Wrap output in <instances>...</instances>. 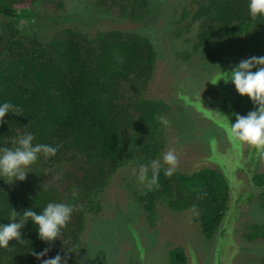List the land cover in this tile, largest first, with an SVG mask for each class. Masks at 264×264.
Returning a JSON list of instances; mask_svg holds the SVG:
<instances>
[{"label":"trees","instance_id":"16d2710c","mask_svg":"<svg viewBox=\"0 0 264 264\" xmlns=\"http://www.w3.org/2000/svg\"><path fill=\"white\" fill-rule=\"evenodd\" d=\"M86 1L97 14L107 15L114 24L102 29L90 24L87 30L67 25L64 15L83 11L70 8L62 12L65 0H0V102L11 101L21 110L19 115H6L4 123L0 124V147H11L16 136L27 132L34 135L33 143L59 145L55 156L41 155L26 169L30 171L26 181L10 184L8 178L0 179V223L11 221L12 209L18 213L29 208L39 212L50 202L74 206L70 221L62 229L61 240L46 244L37 238L35 226L29 222L21 232L22 239L32 244L29 242L24 247L15 240L10 241V246L15 248H0V264H41L28 253L31 246L37 252L51 247L49 257L57 253L63 255L70 249L74 252L70 253L69 264L79 258L89 264L83 234L88 218L98 216L103 210L102 193L121 168L128 166L126 170H133L154 159L161 162L158 186L151 191L145 185L134 190L127 187L141 206V223L147 219L155 226L159 219L167 220L164 213L192 211V219L203 238L211 242L217 237L209 264H218L222 255L234 254L230 247L237 238L219 236L217 232L228 210L230 191L237 192L232 199H238L243 189L237 183H230V188L226 170L212 167L194 172L176 167L171 177L164 175L168 165L163 163V154L181 145L177 143L183 127L177 128L174 119L179 116L182 121H194L193 114L185 117L186 107H182L183 96L188 95L178 91L173 98L174 107L164 97L154 96L155 83L149 90L158 66V79L160 75L167 78V74L162 72L166 70L162 62L158 65L161 55L159 46L154 43L156 39L153 42L143 34L145 28L139 29L163 15L165 7L152 0ZM247 5L248 0H181L176 9L184 7L175 25L169 22L171 30L166 27L168 30H161L159 35L175 38L190 35L187 38L195 42L193 50L179 51L177 55L184 63L197 58L191 66L193 70L201 66L207 76L211 69L227 71L238 64L236 54L247 52L244 43L238 44L232 39L264 27V17L251 19ZM154 12L158 15L154 16ZM120 20L128 23L118 26ZM194 28L197 34L191 35ZM255 36L264 38V31ZM223 45L232 46L233 52L222 50L226 55L223 57L217 51H209L212 46L221 48ZM231 58L232 62H224ZM220 74L210 79V88ZM186 90L190 95L196 92L190 87ZM165 91L160 85V94ZM230 91L233 95L237 93L231 83L218 89L226 104L230 102ZM190 102V106L198 110L200 101ZM253 108V103L248 102L244 115ZM160 116L167 118V126L161 124ZM189 124L188 133L193 135L190 138L197 141L210 131L194 130V123ZM220 126L214 131L210 148L195 147L199 154L195 155L190 149L192 156L189 152L188 156L199 159L200 163L204 158L210 166L220 168L211 164L213 157L222 159L223 156L217 155L220 147L215 144L223 147L219 141L226 133L227 138H231L224 125ZM224 161L230 165L229 161ZM248 162L253 163L252 170L259 167L254 158H249ZM148 176L151 177L150 167ZM252 184L260 190L252 195L244 194L238 204L243 199L249 205L257 204L261 218L242 222L238 237L256 246L264 242V171L257 170L248 177V185ZM244 185L247 186L245 179ZM130 241L137 242L138 248L141 246L134 237ZM238 244L243 249L246 246ZM127 257L128 264H133L131 261L139 259L141 254L132 253ZM104 262L111 264L109 258L104 257ZM167 264H189L185 250L177 243L170 244ZM256 264H264V256Z\"/></svg>","mask_w":264,"mask_h":264},{"label":"rangeland","instance_id":"374dc122","mask_svg":"<svg viewBox=\"0 0 264 264\" xmlns=\"http://www.w3.org/2000/svg\"><path fill=\"white\" fill-rule=\"evenodd\" d=\"M180 1L181 0H155L154 2H160L165 7L164 14L160 15L159 18L155 17L151 19L148 25H143L139 29L140 31L142 28H145L143 29V34L149 37L153 42L154 39H156L154 43L159 46V56L161 55V60H158V65L162 62V67L166 69L162 72L167 74V78H163V76L160 75L158 79V66L155 79L151 82L149 90L155 83L154 96L164 97L167 102L174 107L176 103L173 98L178 91L189 96V98H187L188 96H183L182 107H186L185 117L187 114L190 116L193 114L194 121H182L179 116L174 119L177 128H179L180 125L183 127L182 134L177 143L181 145L178 149L174 150L178 160L177 168H185L193 172L206 167L216 168L223 172L226 170L225 173L228 179L226 176L225 177L230 188V183H237L239 184V188L243 189L241 191V196H244V194L252 195L259 191L260 188H257L254 184L248 185V177H251L252 173H255L257 170L264 171V157L260 160L261 156H258L259 154L255 146L247 143L238 145L232 138L229 140L226 133L224 135L225 138L221 137L219 141L223 147L219 144H215V146L220 147V153L217 155L219 157L223 155V160L213 157L211 161V164L218 165L220 168L210 166L207 164L209 161H206L204 158V162L200 163L199 159H192L188 156L190 149L193 150L195 155L199 154V150H194L195 147L199 149L210 148L215 134L214 131L220 128V125H224L219 113L228 116L234 123L235 116L233 114L237 113L244 115L245 105L247 106L248 102L252 103V101L246 96H240L238 93L233 95L234 92L230 91L231 103L228 102V104H226L223 100V94L221 92L218 93V89L222 88L225 83L223 82L220 85L215 84L218 78L215 83H212L213 86H211V88L209 86V83H211L210 79L215 78L214 76L221 73V71L211 69L207 76L203 74L201 66H198L194 70L191 67L193 63L197 61V58H192L190 61L184 63L181 58L178 57L177 52L179 51L193 50L192 46L195 42L187 38L190 37V35H183L179 38L159 35L161 30H171L169 22L175 25L181 10L186 5L185 4L181 9L177 10L176 7ZM79 2L74 0L69 2L65 0L64 6L61 8L62 12H66L70 8L83 11L81 14L72 12L68 15H64L67 25H76L80 29L87 30L90 24L96 29H102L114 24V21L112 22L107 15H99L91 9L86 0H79ZM58 14L62 15L60 12ZM153 15L156 16L158 14L154 12ZM82 19L86 21H82ZM75 22L77 24H75ZM126 23L128 22L120 20L118 26H123ZM166 27H168V29H166ZM262 31H264V27L258 31H251L239 39H232L233 42H238V44L244 43V46L247 48L246 53H240L238 56L236 54L235 59L238 63L242 59L248 58L247 54L258 57L264 56V38L255 36L259 35ZM194 32L197 34L195 28L191 32V35ZM249 37H253V39ZM186 38L188 41L185 40ZM219 47L212 46L209 51H217L223 57L226 55L224 51L222 53V50H229V54L233 52L232 46L229 48H227L228 46L226 45L221 46V48ZM240 49L242 50L241 47ZM206 61L208 62L207 59ZM224 62H232V58ZM191 80H193V83ZM160 81L162 82L159 84ZM160 85L164 86L166 90L162 94L159 92ZM189 87L192 90H196L195 93L191 94L194 95L193 97H191L190 92L186 90V88ZM194 97L195 99H193ZM224 97L228 101L229 98L227 96ZM197 100L200 101L198 110L190 106V101L196 103ZM191 109L194 111L191 112ZM200 109H204V111L201 112ZM190 122L194 123V130L196 128L202 129V131L210 130L209 133H203V136H201L198 141L196 138H190V136H193L188 133ZM225 142L227 143L225 144ZM209 153H211V150ZM249 158H254L259 167H255V169L252 170L251 167L254 165L252 162H248ZM224 160L229 161L230 165L228 166L226 164L227 162ZM127 167L128 166H125L118 171L117 177L111 180L108 188L102 193V212L96 217L90 216L86 222L82 243L86 253L88 252L86 257L89 264H106L104 262V257L109 258L111 264H128L129 258L127 256L132 253L141 254L139 259L131 261L133 264H167V254L171 242L172 244L177 243L178 246H181L185 250L189 264H209L210 255L216 250L213 242L216 243L217 237L215 236L211 242L203 238L198 224L192 219L194 218L192 211L187 210L186 212L164 213L167 220L159 219L155 226H151L147 219H145V222L143 221V223H141V217L139 216L141 214V206L135 201L129 190H127V187H132L130 190L144 188V184L140 183L137 179L140 173V167L136 166L133 170H126ZM233 175H237V177L235 178ZM244 179L247 186L244 185ZM241 180L243 183L240 182ZM230 193L228 210L217 234L219 236L227 235V238L231 237L235 240L237 238L238 243L246 246L244 250L236 242L230 247V249L234 250V254L222 255L218 260V264H256L259 258L264 256V242L259 243L262 245L250 246L244 241H241L238 234L242 229V222H247L248 219L251 221L254 220V218H261L257 210L258 205H249L246 199H243L238 204V199H241V196L238 199H232V196L237 195V192L232 194V191H230ZM122 228L124 229L122 230ZM133 237L141 244L139 248L137 247V242L130 241ZM139 256L140 255H138L137 258ZM81 259L82 258L77 259L73 264H86ZM78 261L80 263H78Z\"/></svg>","mask_w":264,"mask_h":264},{"label":"clouds","instance_id":"9594fccd","mask_svg":"<svg viewBox=\"0 0 264 264\" xmlns=\"http://www.w3.org/2000/svg\"><path fill=\"white\" fill-rule=\"evenodd\" d=\"M247 7L251 19L256 20L258 17H264V0H248ZM220 70L221 74L217 83L223 80L225 84H233L237 93L240 96L248 97L254 105L253 110L249 111L247 115L234 113V123L228 116L217 112L224 122V127L235 143H247L255 146L258 154L264 157V56H251L241 60L227 71L221 68ZM20 111L19 106L11 101L0 102V124L4 123L6 115L10 113L19 115ZM159 119L161 124L165 126L169 124L165 116H160ZM34 140L35 137L32 133H22L12 140L11 147H0V179L4 180L6 177L10 184H14L16 181L24 182L30 172L26 169L35 163L41 155L45 158L56 155L59 145L54 147L43 143H33ZM162 159L163 163L168 165L164 170V175L171 177L178 164L177 156L174 151L169 150L163 154ZM149 167L151 168V177L148 176ZM160 169V160H151L149 164L140 165L137 179L145 185L147 190L151 191L158 186ZM73 211V205L63 202H50L39 212L33 208L26 209L22 213L12 209L11 221L6 224L0 223V248H15L10 246V241L13 240L17 241L19 246L27 247L31 241L22 239L21 230L29 222L35 226L39 240L48 245L54 244L60 239L62 229L67 226ZM50 251L51 247H46L37 252L31 246L28 253L41 261V264H69L70 253L74 252L67 249L63 255L57 253L55 257H49Z\"/></svg>","mask_w":264,"mask_h":264}]
</instances>
